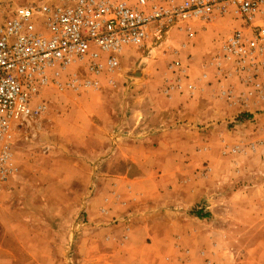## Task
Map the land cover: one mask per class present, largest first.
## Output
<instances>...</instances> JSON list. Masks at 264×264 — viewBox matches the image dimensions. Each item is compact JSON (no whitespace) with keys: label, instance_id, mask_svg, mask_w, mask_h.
<instances>
[{"label":"rangeland","instance_id":"rangeland-1","mask_svg":"<svg viewBox=\"0 0 264 264\" xmlns=\"http://www.w3.org/2000/svg\"><path fill=\"white\" fill-rule=\"evenodd\" d=\"M45 1L0 0V11ZM238 25H191L192 38L173 29L157 44L127 49L98 90H44L42 116L11 133L14 170L0 193V264L22 263L44 250L39 242L49 237L60 246L68 241V264H84V239L96 244L109 227L129 230L139 219L169 221L179 252L171 264L209 261L203 240L210 226H193V219L214 218L218 228L240 235L235 206L246 200L239 194L264 187V131L258 129L264 101L245 106L227 99L235 83L219 80L209 65L219 49L215 41ZM176 63L185 74L181 88L172 89L182 75ZM141 141L158 148L133 145ZM149 151L160 164L129 163ZM138 167L149 169L146 180L134 179L142 174ZM176 207H184L183 215ZM252 245L234 242L229 254L244 257ZM258 253L264 257V250L246 256Z\"/></svg>","mask_w":264,"mask_h":264},{"label":"built area","instance_id":"built-area-1","mask_svg":"<svg viewBox=\"0 0 264 264\" xmlns=\"http://www.w3.org/2000/svg\"><path fill=\"white\" fill-rule=\"evenodd\" d=\"M231 21L239 25L215 41L219 49L209 65L219 80L235 83L227 99L260 104L264 0H47L0 11V193L14 170L11 133L42 116L44 90H98L127 49L157 44L173 29L192 38L191 25ZM173 67L182 75L172 89L181 88L185 70Z\"/></svg>","mask_w":264,"mask_h":264},{"label":"crops","instance_id":"crops-1","mask_svg":"<svg viewBox=\"0 0 264 264\" xmlns=\"http://www.w3.org/2000/svg\"><path fill=\"white\" fill-rule=\"evenodd\" d=\"M258 129L264 131V126L261 125ZM133 145L153 150L158 148V144L148 145L147 141L136 142ZM159 147H162V145L159 144ZM149 156H153V158H149ZM154 157L153 151H149L147 156L143 154L140 156L139 152V155L129 158V163L137 164V166L153 162L160 164L159 160H155ZM143 168H140L142 174L134 176V179L146 180L145 175L149 173V169ZM162 196L164 195L162 194ZM239 198L240 200H246L235 206L241 212L239 219H236L241 222L234 223L238 227L240 235L233 236V234L218 228V223L213 220L214 218L207 221L193 219V226H200L203 222L208 223L210 226L209 236L205 238L206 242L203 240V244L205 243L204 245L208 249V255L206 254L207 252L203 255L209 261L206 262V260L200 258L199 261L193 260V262L196 261L198 264H264V257H261L259 253L255 259L246 256L247 253H256L259 250H264V187H260L256 191L244 190L239 194ZM175 211H178L177 215H183L181 212L184 211V207H176ZM98 216H100L99 222H103V219L106 218L100 213ZM141 220L143 219L138 221L140 222ZM139 222H136L134 226L130 225L129 230L125 229L126 226H124V229H120L118 226L109 227V229L105 230L104 239L96 244L91 239H84L81 247L84 264H171V259L176 260L171 255L179 256V252L175 248L177 237L171 235L168 227L169 221L161 219V221L152 220L147 224ZM230 226L232 228V224ZM192 231L193 241L194 239L196 241V235L199 231H196V229ZM124 234L128 235V240L125 243L122 241ZM247 240L253 245L250 246L252 250H246L244 257H234L229 254V245L234 242L239 244L248 243ZM40 243L46 245V248L33 252L31 256L20 264H68L66 255L68 241H66L65 245L60 246L56 237H49L47 241L42 240ZM242 251L244 250L242 249ZM241 255L243 254L241 253Z\"/></svg>","mask_w":264,"mask_h":264}]
</instances>
